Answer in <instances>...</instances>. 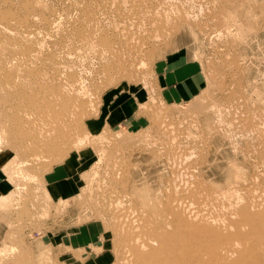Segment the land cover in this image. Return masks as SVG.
Masks as SVG:
<instances>
[{"label":"rangeland","instance_id":"374dc122","mask_svg":"<svg viewBox=\"0 0 264 264\" xmlns=\"http://www.w3.org/2000/svg\"><path fill=\"white\" fill-rule=\"evenodd\" d=\"M96 1L0 0V152L14 184L0 199V264H75L65 246L84 226L94 228L91 252L124 264L116 256L119 210L156 216L194 178L231 192V201L264 183V0ZM157 27L164 35L131 50ZM190 66L198 90L184 102L165 100L161 76ZM63 85L79 96L62 98ZM116 86L143 88L139 124L90 133L88 119ZM64 100L74 110L58 128L67 137L35 149L34 127L57 120L40 108ZM84 150L91 156L80 192L53 201L46 172Z\"/></svg>","mask_w":264,"mask_h":264},{"label":"bare ground","instance_id":"6f19581e","mask_svg":"<svg viewBox=\"0 0 264 264\" xmlns=\"http://www.w3.org/2000/svg\"><path fill=\"white\" fill-rule=\"evenodd\" d=\"M141 3V0H137L133 4L138 5ZM150 3L152 6H160L165 3V0H152ZM149 14L151 15V13ZM183 14H179V17L186 18L187 16ZM157 19V17L152 16L150 21L157 22ZM157 28L154 30L155 32L153 31L154 33L149 31L147 33L143 32L141 37L137 35L139 47L136 46L138 48H131V50L136 49L139 52L144 49L145 43L149 44L150 41L158 40L160 35H164L162 33L164 29L161 32V28ZM133 34H130V36ZM126 35L124 34V37ZM135 42L134 44L137 45L138 43ZM5 48L0 45V54L7 51ZM68 85L71 86L70 84ZM60 93L62 98H67L65 100H68L70 95L76 98L79 96L73 87L64 85L61 86ZM65 100V105L63 102L59 104L56 102L54 104L51 103L52 105H48L46 108H40L42 112L38 113L42 114V116L45 113H47L46 115H50V113L57 114V116H54V118H57L55 120L57 122L55 124L54 121V125L48 129H46L47 127L42 129L40 126L38 128L33 126L35 134L33 145L35 149H43L45 146L54 147V142L52 143V141L65 136L58 129L60 123H64L63 121L67 118L71 119V116L74 118V115H72L74 110L72 107H67L69 105L66 104ZM55 131L57 132L55 133ZM87 138L88 135L86 134L76 140L74 144L72 143V146H82ZM172 193L174 194L170 198L168 197L169 200L156 216L136 208L131 210L127 208L122 212V209H117L120 213L117 215L115 213L114 217V223L118 227L116 232L121 238H124L121 240L123 243L121 241L120 243H115L116 256L119 261L124 264H264V183L254 189L250 188L245 195L241 192L243 195L236 197L235 201L230 200L234 196L231 192L207 190V187L205 189L203 183L195 178L186 187L179 190L174 188ZM123 223H127V225L124 226Z\"/></svg>","mask_w":264,"mask_h":264},{"label":"crops","instance_id":"0c3cea01","mask_svg":"<svg viewBox=\"0 0 264 264\" xmlns=\"http://www.w3.org/2000/svg\"><path fill=\"white\" fill-rule=\"evenodd\" d=\"M172 64V63H171ZM170 62L168 65H171ZM159 86L165 100L169 102L187 101L193 93L200 87L196 70L190 66L172 73L167 70L161 76ZM176 83H172V82ZM145 92L141 87H114L105 91L101 98V103L97 114L87 121V129L92 134L102 133L105 129L117 128L123 123L128 127L137 126V114L139 106L145 101ZM78 152V153H77ZM72 152L67 158L56 163L45 174L44 188L53 201L67 200L77 195L82 188V173L89 165L91 152L88 150ZM4 154L0 152V199L11 193L14 184L4 171L2 160ZM92 226H84L81 236L75 237L71 234V239L65 247L68 258L74 260L75 264H111L112 255L109 251L94 254L91 252ZM78 252L79 255L75 254ZM81 252V254H80Z\"/></svg>","mask_w":264,"mask_h":264}]
</instances>
